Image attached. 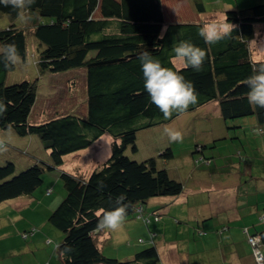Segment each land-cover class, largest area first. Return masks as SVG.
<instances>
[{"label":"trees","instance_id":"obj_1","mask_svg":"<svg viewBox=\"0 0 264 264\" xmlns=\"http://www.w3.org/2000/svg\"><path fill=\"white\" fill-rule=\"evenodd\" d=\"M188 1L199 17L222 13L224 19L236 27L217 43L207 44L199 35V28L207 22L200 19L169 22L163 0H35L25 13L26 21L18 19L16 10L0 5V20L6 22L0 26V54L5 44L14 43L21 57L20 62L8 68L0 61V102L6 108L0 113V141L7 148L0 151V206L26 199L30 206L23 209L9 206L8 209L23 211L35 206L45 215L50 213L46 224L52 236L58 234L62 240L59 242L60 237L55 240V254L48 264L51 261L53 264L170 263L163 260L156 243L128 258H122V254L108 257L104 253L109 249L107 244L112 240L124 243L123 231L121 228L95 231L99 219L96 213L100 209L113 210L118 206L116 198L122 194L126 196L124 203L130 205L126 223L140 215L146 216L144 222L153 215H156L154 219L158 218L157 210L151 215L145 213V206L151 200L176 199L188 191V183L181 179L179 169L172 170L183 160L179 150L168 146L166 138V146L155 143L149 151L151 156L141 157L140 131L165 126L180 131L183 140L176 147L182 150L183 143L189 144L185 141L189 137L185 136V128L195 129L201 124L206 132H213L214 137L210 143L190 146L193 148L191 156L198 155L194 156L197 164L205 165H212L218 142L239 140L242 144L248 138L240 137L244 127L237 125V119L251 117L257 123L254 131L264 136V108L249 104V88L244 83L253 74V66L264 63V58L254 57L250 47L251 41L264 31V1L257 0V4L251 6L252 0H233L235 10H225L222 6L219 10L213 8L206 2L210 0ZM162 33L164 38L160 39ZM180 40L190 41L205 50L202 71L186 68L179 61L172 62V46ZM145 51L159 59L162 66L172 68L193 82L198 102L184 114L174 113L166 120L151 102L138 60ZM80 69L85 71L86 78L85 111H57L46 116L44 122L34 120L32 115L40 87L37 80ZM31 71L36 72L35 78L27 79ZM12 74L18 77H10ZM211 103H214L219 123L214 127L205 117L208 113L203 111ZM233 121L234 126L228 125ZM231 130H236L235 134ZM104 135L112 139L107 160L98 161L87 175L77 171L81 164L74 171L61 169L69 156L89 148ZM198 146L200 152H197ZM206 149L211 151L206 152ZM241 153L242 150L237 154L240 160L244 158ZM54 169H60L64 189L61 196L56 195L57 202L52 209L55 202L47 201L48 198L39 202L41 199L38 200L36 192L52 194L46 183L49 171ZM204 197V200L200 196L189 197L187 201L189 208L202 207L204 214H200V209L198 214L193 210V214L183 220L185 226L195 229L192 240L208 254L203 243L204 229L211 225V222L207 224L211 217L209 205L215 201L207 195ZM20 215L26 217L25 213ZM263 217L260 218L262 223ZM217 225H213V229ZM214 231L216 240L222 242L223 231L220 236ZM244 235L253 263L264 264V260L259 263L256 257L259 252L264 259V228L253 235L244 231ZM69 247L71 251H65ZM124 247L125 244H121L116 251ZM191 250L194 249H184L183 255L180 253L184 262L176 264H200L192 254L195 251ZM200 251L203 252L199 248L196 254Z\"/></svg>","mask_w":264,"mask_h":264},{"label":"rangeland","instance_id":"obj_2","mask_svg":"<svg viewBox=\"0 0 264 264\" xmlns=\"http://www.w3.org/2000/svg\"><path fill=\"white\" fill-rule=\"evenodd\" d=\"M241 1V0H240ZM246 1V0H245ZM264 1V0H263ZM208 4H212L213 8L216 7L218 10L220 7H225V10H235L234 7L235 2L232 0H210L206 1ZM252 5L257 4V0H252ZM256 2V3H255ZM163 8L165 11L166 20L169 22L172 21H186V20H204L207 23H211L212 21H219L223 22L225 19L224 14L222 13H207L199 17L198 15L193 13V10L190 8V4L188 0H163ZM6 22L4 20H0V26L5 25ZM261 40H263L261 44ZM250 47L253 51V55L256 59H263L264 58V31L261 32V35H259L254 41H251ZM36 72H29L26 77L27 79H34ZM10 77L17 78L18 74L14 75L12 74ZM45 80V81H41ZM40 83V87L38 89V99L35 106V109L33 110V119L36 121L44 122L45 118H47L49 115H54V112H74L77 111H85V102H86V78H85V71L84 70H76L71 71L67 74L63 75H55L52 77H45L42 79H38ZM214 103L208 104L205 107L204 112L208 113L207 116H205L211 127H214L218 125L217 118L215 116V108L213 107ZM78 108V110H76ZM81 113V112H80ZM47 116V117H46ZM204 118V115H200ZM251 117H245L241 119H237V125L241 124L242 126H245L243 131H241L242 135L240 137L247 136L248 138H245L244 143H240L239 140H235L234 142L230 140H224L223 142H218L217 147L215 148V151L220 153L219 158L215 160L214 162H222L223 157H234L236 163H240L242 166L248 165L249 168L247 169V175L248 178L250 176L255 178H264V136H259L252 127L254 124L252 123L253 119H250ZM243 119V120H242ZM202 122V121H201ZM251 122L252 125H249ZM233 122H228V125H233ZM174 125L173 123H171ZM188 127V126H187ZM185 128V136H189L185 141L189 142L187 145L186 143H183L182 149H186V154L190 156L192 153L191 151L193 148L190 146V144H197L199 142L203 143L206 142L207 139L203 138L204 133L202 130H198L196 127L195 129H187ZM239 127V126H238ZM165 128L160 127V129H153V130H145L140 131L141 133V151L139 152V156L141 157H149V151L151 147L158 142H165V139L167 138L169 144L168 146L172 147L173 149L179 150V147H176V144L181 142H171L168 138V136L165 134L164 131ZM240 130V129H237ZM233 134H235L236 130H231ZM159 134V135H156ZM108 139H110L109 135L107 136ZM234 137V136H233ZM184 141V142H185ZM142 142V143H141ZM228 143V144H225ZM166 146V145H165ZM210 147V146H209ZM107 148V144H104L102 140H98L95 144L90 146L89 148L80 151L81 153H78V156L73 157L75 155H71L68 157L66 165L67 166H73L70 170L69 168H64L62 170H68V171H74L80 164V168H77V171H80L82 173H85L86 175L89 174L88 170H92L93 167L96 166L98 160L100 162H103L108 159L111 153H106L102 157V152L105 151ZM200 147H197V152H200ZM96 151L95 153L92 151ZM209 149H206L205 151L208 152ZM211 150V149H210ZM214 150V149H213ZM242 150L241 156L244 158L240 160V157L237 155L238 152ZM102 151V152H101ZM106 152H108L106 150ZM34 154V153H33ZM99 154V155H97ZM77 155V154H76ZM194 156H198L195 154ZM73 157V158H72ZM99 157V159H98ZM191 159V156L189 157ZM215 164V163H214ZM93 165V166H92ZM175 166V165H174ZM88 167V168H87ZM176 167V166H175ZM75 168V169H74ZM87 168V169H86ZM60 169H54L52 171H49L50 178L48 179L46 186H49V188L56 190V195L61 196L63 194L64 184L63 181L60 179ZM54 173V174H52ZM251 177V178H252ZM247 179L245 178L243 180V183H245ZM252 181H256L255 179ZM195 181L190 182V184L195 183ZM228 187L226 185H223L221 183H211L208 184L207 194L208 198L211 197L213 202L215 201L217 205L223 204V206H226L228 209L232 208L234 203L237 200V194L239 193L236 189H230V185L232 186V182L228 181ZM259 183V186L264 187V183L261 181H257ZM187 184V187H193V185ZM249 184H252V182H249ZM246 186V183L244 184ZM58 188H54V187ZM227 187V188H226ZM202 190V189H200ZM195 192V189H194ZM241 196L244 198L245 191L244 187L241 188ZM41 191L36 192L37 198H42ZM191 196L193 197V193L191 192ZM257 196V195H256ZM249 198H253L252 196H249ZM56 199V198H53ZM52 199V200H53ZM182 198L176 199L174 202L178 201L177 206H173L171 208V198L166 197H160L156 198L154 200H151V202L145 206V213L150 214L153 210H157V214L159 215L158 218L154 217L156 216H150L148 221L146 220L144 223L137 219V217L133 218V221H137L138 225L130 232V233H123L121 235L122 240L124 243L116 242L115 240L110 241L107 245L108 248L111 249H105L104 253L110 257V256H117L119 254H122V258H128L130 254L137 253L145 248L150 247V244L156 243L157 247H161V251L159 252L165 259H170L176 255L177 252H180L182 255L184 253V249H194L191 251H195L192 254H195L194 259H199L200 264L206 263V257L207 253L204 252L203 248L199 245L195 244V242L192 240L193 236H195V229L193 227L185 226L186 221L183 220L185 217H190L191 214L188 211V209L184 210V202L179 204V201H182ZM55 202V203H54ZM54 205H52V209L54 208L57 201H54ZM39 204V203H38ZM262 204V203H261ZM210 209V220L207 221V224L211 222V225L208 224L206 227L205 232L206 235H213L212 230H215L216 233L220 236L221 227L213 229V225H217L220 223V216L218 214H215V212L212 209V206L209 205ZM237 210H242L241 206H237ZM4 214H1V217L6 216H14L25 213L26 217H23L22 215L16 217V221L13 224H5L2 229H7L8 227H13V229L16 232V235L10 237L9 239H2L0 238V247L2 243L8 244L10 240H14L18 238L17 245L19 246L20 252L24 254H27V251L29 254H33L32 246L37 247V250L34 252L40 259H44L45 257L42 256L43 250L40 249V245L38 244L41 240L44 241L47 248L52 250V253L50 255V258L55 254L56 249V242L55 240L59 239V235H54V238L51 234V230L46 224V221H48L50 213L43 214L40 210V208H36L35 206L32 208L29 207V209H25L23 211H18V209L10 208L4 211ZM194 212L198 214V208H194ZM239 214H237L238 216ZM234 216V214L232 215ZM145 217V216H141ZM261 217H259L260 219ZM264 218V217H263ZM185 222V223H184ZM261 222V221H260ZM243 221H233L232 224L235 227H238L242 225ZM189 224V223H188ZM229 227H231V222L229 223ZM264 225V223L261 222V227ZM243 226V225H242ZM27 228L31 229L30 231L27 230ZM248 227H245V231L248 230ZM151 231V233H150ZM6 232V230H4ZM254 227H250V232L248 230V234L253 235ZM187 236V237H185ZM191 238V240H190ZM61 237L60 241L61 242ZM198 240V238H197ZM228 237H224V241L227 242ZM155 241V242H154ZM124 245L125 247L120 250L116 251L117 246ZM169 246V247H168ZM171 246V247H170ZM198 246V248L196 247ZM212 253L215 254L216 252L221 251L220 248L224 247V243L220 241H212ZM172 248V249H170ZM174 248V249H173ZM201 248L203 252L200 251V253L196 254L197 250ZM197 249V250H196ZM165 250V251H163ZM166 252V253H164ZM198 255L199 257H197ZM21 257V256H19ZM175 263L174 261H170L171 264ZM48 264V262L46 263Z\"/></svg>","mask_w":264,"mask_h":264},{"label":"crops","instance_id":"obj_3","mask_svg":"<svg viewBox=\"0 0 264 264\" xmlns=\"http://www.w3.org/2000/svg\"><path fill=\"white\" fill-rule=\"evenodd\" d=\"M81 70V69H80ZM254 124L252 127H256L257 123L255 120L252 121ZM174 124V123H173ZM249 125H252L251 122ZM245 128V126H243ZM196 128L198 130H202L204 133L203 138L207 139V142H211L213 139L214 133L211 131L206 132L202 128L201 124L196 125ZM158 129V128H157ZM160 129V128H159ZM108 135H104L100 140L104 144H107L106 150L101 151L102 152V157L106 154L109 153L111 150V142L112 139H108ZM214 142V141H213ZM208 143V144H209ZM167 145L166 142H161V146L164 147ZM205 145V144H204ZM94 153L96 151L92 150ZM211 150H208V152ZM178 152V151H177ZM81 153V152H78ZM78 153L72 154L75 155L73 157L78 156ZM179 155L182 157V162H179L175 164V166L172 167V170L174 168V172H176V169H179V174L181 173V179L183 178L186 183L190 184V182L195 181V183H191L190 185H193V187H186L185 193H183L180 197L182 198V201H179V204L184 202V210L187 208L191 207L188 206V198L192 195L191 192L193 193V197L195 198L197 196L202 197L204 200V196L208 194L206 193L208 189V184L211 183H222L223 185H226L228 187V181L232 182V186L230 185V189L232 190L233 188L238 190L237 194V200L232 206V208L228 209L226 206H223V204L217 205L216 202L211 204L212 209L214 211H219L220 212H215V214H218L220 216V224L215 226L216 228L221 227V231H223L222 235L223 240L222 243H224V247H221L219 252H216L215 254L212 253V248H211V242L212 241H217L216 240V234L213 233V235H206L203 239V243L206 249L209 250L207 257H206V263L205 264H254L253 260L251 259V255L249 256L250 248L246 240V236L244 235L245 227H248L247 229L250 232V227H254V232H258L264 228V225L259 227L261 225L259 217H262L264 215V204L262 203L264 201V187L259 186V183L257 181H261L264 183V178H255L250 176L248 178L247 175V169L248 168H243V166L240 163H236L234 160V157H223L222 162H214L217 160V158L221 157L219 156L220 153L217 154L216 151H214L213 160H212V165H205V164H197L196 159H194V156L192 157L191 154V159H189V155L186 154V149H182L179 152ZM77 154V155H76ZM99 155V154H97ZM100 156V155H99ZM72 157V158H73ZM68 159V158H67ZM67 159L65 161H67ZM99 159V157H98ZM101 160V159H100ZM98 160V161H100ZM215 163V164H214ZM93 166V165H92ZM64 168H69L71 169V166L63 165L61 169ZM88 168V167H87ZM86 168V169H87ZM94 168V167H93ZM92 168V169H93ZM89 173L91 170H88ZM54 174V173H52ZM84 174V173H83ZM252 177V178H251ZM264 177V175H263ZM50 178V177H49ZM48 178V179H49ZM247 179L245 181L246 186L243 183L244 179ZM256 181H252V180ZM249 182H252V184H249ZM54 187V186H53ZM226 187V188H227ZM244 187L245 195L244 198L243 194H241V188ZM54 188H58L54 187ZM51 189V188H49ZM195 189V192H194ZM202 189V190H200ZM52 190V194L50 195H43L42 193V198L38 197L39 202L44 201L46 198L47 201H50L53 203L57 198L56 196V190ZM62 195V194H61ZM257 195V196H256ZM249 196H252L253 198H249ZM37 197V196H36ZM176 198V199H178ZM53 199V200H52ZM176 199H171V208L173 206H177L178 201L174 202ZM262 203V204H261ZM9 206H14V207H19L18 209H23L24 207L30 206L29 203L26 201V199H18L16 201H10L8 203H4L0 206V238L2 239H9L10 237L16 235L15 230L13 227H8L7 229H2L3 226L7 224H13L16 221V217L18 215L14 216H6V217H1V214H4L6 211L5 208H9ZM193 206V205H192ZM203 206V205H202ZM237 206H241L242 210H237ZM195 207L198 206H193V208H189L188 211L190 214H193V210ZM204 207V206H203ZM11 208V207H10ZM202 207H198L200 211ZM207 210V208H205ZM208 211V210H207ZM210 212V209H209ZM200 213V212H199ZM204 214V211L202 210V213ZM234 214V216H232ZM237 214H239L237 216ZM146 217V216H145ZM151 218V217H150ZM137 219L141 220L144 223L143 217L141 216L137 217ZM233 221H243L242 225L235 227L232 222ZM231 222V227L229 228V223ZM138 225L137 221H133V219H130L128 222L124 223L123 226L121 227L123 233L127 232L130 233L136 226ZM259 225V226H258ZM6 230V232H4ZM246 230V231H248ZM214 231V230H213ZM215 232V231H214ZM227 236L229 240L227 242L224 241V237ZM55 238V237H54ZM56 239V238H55ZM17 240L18 238L14 240H10L8 244L2 243L0 247V264H46L48 261L51 260L50 255L52 253V250L46 247L44 241H40L38 244L41 246L40 249L43 250L42 256H44V259H40L34 252L37 250V247L32 246L31 248L33 249V254H29L27 251V254H24L20 252L19 246L17 245ZM169 247V246H168ZM171 247V246H170ZM172 249V248H170ZM174 249V248H173ZM161 250V247H160ZM21 256V257H19ZM167 262L169 261H174L176 263L184 262V257L180 254V252H177L176 255L170 259H165ZM165 261V262H166ZM187 262V260L185 261ZM53 264V262H50ZM197 263V262H196Z\"/></svg>","mask_w":264,"mask_h":264},{"label":"clouds","instance_id":"obj_4","mask_svg":"<svg viewBox=\"0 0 264 264\" xmlns=\"http://www.w3.org/2000/svg\"><path fill=\"white\" fill-rule=\"evenodd\" d=\"M34 3L35 0H0V5L16 10L18 19L22 21L28 19L25 13ZM235 27V25L227 21V18L224 22L212 21L211 23H205L199 28V35L204 39L205 43L214 44L229 35ZM159 38H164L163 33ZM172 51L174 53L173 63L179 61L186 68L190 67L197 72L203 70V62L206 57L204 49L195 46L190 41L180 40L178 43L173 44ZM20 60L21 57L17 46L14 43L5 44L2 54H0V61L4 63V66L6 68L15 66ZM138 60L143 71L144 88L150 96L151 102L163 114L164 119H170L174 113L178 115L184 114L191 105H195L198 102V93L192 81L187 80L172 68L162 66L160 60L154 58L148 51L141 53L138 56ZM244 83L249 88L247 93L249 104L264 108V63L258 66L254 65L253 74ZM4 111H6V108L0 102V113ZM164 131L171 142L183 140V134L180 131L168 126H165ZM6 150L4 142L0 141V151ZM125 199L126 196L122 194L116 198L118 206L113 210L100 209L96 213L99 219L95 231H115L123 226L126 221L127 209L130 206L124 203ZM65 251H71V248L69 247Z\"/></svg>","mask_w":264,"mask_h":264},{"label":"built area","instance_id":"obj_5","mask_svg":"<svg viewBox=\"0 0 264 264\" xmlns=\"http://www.w3.org/2000/svg\"><path fill=\"white\" fill-rule=\"evenodd\" d=\"M253 241V239H251ZM256 257H257V261L259 263H262L263 262V256L261 254H259V252H256Z\"/></svg>","mask_w":264,"mask_h":264}]
</instances>
